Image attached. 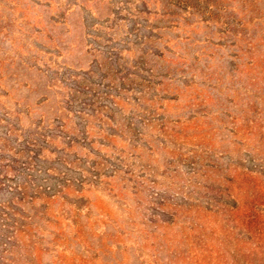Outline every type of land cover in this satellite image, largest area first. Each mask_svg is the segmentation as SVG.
Here are the masks:
<instances>
[{"label":"rangeland","instance_id":"obj_1","mask_svg":"<svg viewBox=\"0 0 264 264\" xmlns=\"http://www.w3.org/2000/svg\"><path fill=\"white\" fill-rule=\"evenodd\" d=\"M0 264H264V0H0Z\"/></svg>","mask_w":264,"mask_h":264}]
</instances>
